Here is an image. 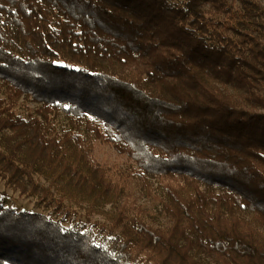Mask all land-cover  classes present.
Returning <instances> with one entry per match:
<instances>
[{
	"label": "trees",
	"instance_id": "obj_1",
	"mask_svg": "<svg viewBox=\"0 0 264 264\" xmlns=\"http://www.w3.org/2000/svg\"><path fill=\"white\" fill-rule=\"evenodd\" d=\"M0 177V264H264V2L0 0Z\"/></svg>",
	"mask_w": 264,
	"mask_h": 264
},
{
	"label": "rangeland",
	"instance_id": "obj_2",
	"mask_svg": "<svg viewBox=\"0 0 264 264\" xmlns=\"http://www.w3.org/2000/svg\"><path fill=\"white\" fill-rule=\"evenodd\" d=\"M264 2V0H262ZM21 102L20 106L17 107L18 111L21 113H26V107H28V111H33L36 104L34 102ZM67 118L64 113H61L56 120L58 126H64L66 124ZM96 150L95 156L98 160L106 161L113 163L117 161L120 165V170L122 171V176L125 180L123 183L126 191L130 194L131 198H137L138 203L146 204L153 210L156 209V204L151 203V199H148L147 196L144 195L145 188L142 183H139L136 179H129L131 178L129 174L130 168L129 166L132 164L125 156L117 155L116 151L114 150L112 145L103 144L100 142H96ZM133 177V176H132ZM0 200H2L6 205L14 207L16 210H31L34 212H41L45 214L51 215L54 219H60L61 210L53 208V206H47L40 198L34 195L24 194L19 192V190L13 189V187L7 185L0 177ZM110 206H107L109 208ZM160 208V205L159 207ZM76 214L73 216V223H85L88 221L85 209L79 207V205L75 208ZM74 209V210H75ZM59 210V211H58ZM99 220L104 222V218L99 215L95 214L91 216L90 223ZM146 220L151 223L158 224L159 222L165 223L164 219L159 221H155L153 218L147 216ZM65 225H71L65 222ZM87 224V223H86ZM89 225V224H88Z\"/></svg>",
	"mask_w": 264,
	"mask_h": 264
}]
</instances>
